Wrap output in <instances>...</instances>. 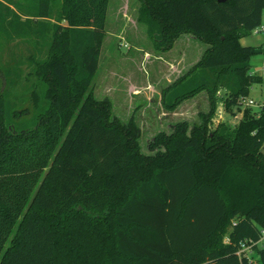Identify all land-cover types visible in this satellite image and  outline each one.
<instances>
[{"label": "trees", "instance_id": "obj_1", "mask_svg": "<svg viewBox=\"0 0 264 264\" xmlns=\"http://www.w3.org/2000/svg\"><path fill=\"white\" fill-rule=\"evenodd\" d=\"M54 1L38 0L31 14L0 1V21L29 15L43 20L40 37L52 30L35 62L30 126L0 89V264H253L249 251L264 264V103L209 126L216 90L227 110L252 84L264 88V44L239 42L261 25L264 0H137L156 51L181 34L206 45L161 90L163 108L202 91L211 105L199 123L157 133L145 154L134 121L93 97L108 0H60L44 21ZM256 53L261 75L248 67ZM2 74L13 86L16 70Z\"/></svg>", "mask_w": 264, "mask_h": 264}, {"label": "rangeland", "instance_id": "obj_2", "mask_svg": "<svg viewBox=\"0 0 264 264\" xmlns=\"http://www.w3.org/2000/svg\"><path fill=\"white\" fill-rule=\"evenodd\" d=\"M0 1L3 5L8 4L10 8L15 9L13 3H7L8 0ZM12 1L20 3L30 14L38 6V0ZM59 4L60 0L52 2L50 18L44 21L54 20ZM107 6L105 34L102 37L97 70L91 82L93 97H106L111 103V115L121 122L127 123L132 119L138 128L140 151L144 154L153 153L147 144L157 133H168L178 121H185L188 126L199 123L202 120L200 114H205L210 109V100L204 91L182 100L172 111H166L160 102L161 90L177 77L172 76L176 71L172 75L169 74L168 61L181 57V65L187 66L191 60L201 56L206 45L195 38L184 50H181L177 42L167 51H156L152 40L145 33L144 25L136 21L139 7L137 0H108ZM11 18L6 14L0 21V89L7 91L13 106L23 112L16 121L30 126L34 114L30 93L33 87H38L34 73L35 62L45 60L52 30L48 27L43 37H40L35 30L41 26V18L29 15L25 17L21 14L16 20ZM261 18V24L264 26V9ZM241 42L242 45L262 46L264 32L250 33L241 38ZM262 64L263 54L256 53L250 58L249 71L261 75ZM5 69H15L18 74L13 86L9 87L4 82L2 71ZM222 95L221 89L216 90L217 102L210 118V128L218 121L234 124L244 107L242 102H238V106L224 109L223 101L220 100ZM244 99L254 101V105L249 107L251 111H257L264 103L263 84H252ZM222 241H227V235L222 236ZM256 244L258 247L264 246V232ZM247 255L253 264H258L259 261L252 251Z\"/></svg>", "mask_w": 264, "mask_h": 264}, {"label": "crops", "instance_id": "obj_3", "mask_svg": "<svg viewBox=\"0 0 264 264\" xmlns=\"http://www.w3.org/2000/svg\"><path fill=\"white\" fill-rule=\"evenodd\" d=\"M262 25V24H261ZM253 33V32H251ZM185 36V37H184ZM245 37V36H244ZM243 38V37H241ZM241 38L239 39V42L242 44L241 42ZM195 39L194 36H191V35H179L178 38L174 41L172 47H174V44L179 42V45L181 47V50H184V47L185 46H188L190 45V43ZM253 46V45H251ZM171 47V48H172ZM170 48V49H171ZM251 58V57H250ZM250 58H249V61H250ZM198 58L194 59V60H191L190 63L187 64V66H184V65H181L182 63V58L181 57H175V59L171 58L170 61H168V65H169V74L172 75L173 73H175V71L177 73L173 74L172 76H174V78L176 76L179 75V73L183 72L184 70H187L188 67L191 66V64H193ZM249 61H248V64H249ZM251 73V72H250ZM182 74V73H181ZM241 116V115H240ZM240 116H238L237 118H239ZM238 120V119H237Z\"/></svg>", "mask_w": 264, "mask_h": 264}, {"label": "built area", "instance_id": "obj_4", "mask_svg": "<svg viewBox=\"0 0 264 264\" xmlns=\"http://www.w3.org/2000/svg\"><path fill=\"white\" fill-rule=\"evenodd\" d=\"M259 31H263V32H264V26H263V25H259V26L255 27V28L252 30L253 33H255V32H259ZM240 99H241L240 102L243 103L244 107H245V106H252V105H254V101H252L251 99L246 100V99H244V97H242V98H240ZM261 105H262V104H261ZM262 147H264V138H263V141H262ZM262 232H264V231L262 230ZM246 248H247V247L245 246V247H244V250H245Z\"/></svg>", "mask_w": 264, "mask_h": 264}, {"label": "water", "instance_id": "obj_5", "mask_svg": "<svg viewBox=\"0 0 264 264\" xmlns=\"http://www.w3.org/2000/svg\"><path fill=\"white\" fill-rule=\"evenodd\" d=\"M221 1H224V0H217V2H221Z\"/></svg>", "mask_w": 264, "mask_h": 264}]
</instances>
